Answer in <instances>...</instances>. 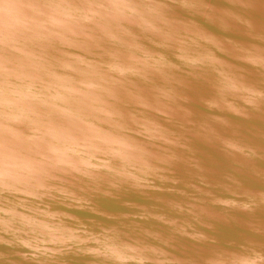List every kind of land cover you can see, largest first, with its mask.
I'll return each instance as SVG.
<instances>
[{"label": "water", "instance_id": "obj_1", "mask_svg": "<svg viewBox=\"0 0 264 264\" xmlns=\"http://www.w3.org/2000/svg\"><path fill=\"white\" fill-rule=\"evenodd\" d=\"M0 264H264V0H0Z\"/></svg>", "mask_w": 264, "mask_h": 264}]
</instances>
